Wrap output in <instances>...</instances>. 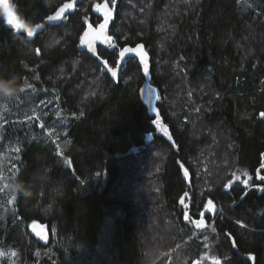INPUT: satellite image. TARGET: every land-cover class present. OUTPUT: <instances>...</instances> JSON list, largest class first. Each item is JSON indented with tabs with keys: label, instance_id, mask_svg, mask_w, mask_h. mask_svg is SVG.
<instances>
[{
	"label": "trees",
	"instance_id": "1",
	"mask_svg": "<svg viewBox=\"0 0 264 264\" xmlns=\"http://www.w3.org/2000/svg\"><path fill=\"white\" fill-rule=\"evenodd\" d=\"M9 1L23 23L45 27L28 37L0 19V77L13 82L10 94H0V152L18 148L14 194L0 206V247L13 248L17 264H147L145 217L161 241L184 242L191 264L207 235L190 239L180 205L187 193L191 212L218 234L219 264H251V255L264 264V181L257 179L258 170L264 175V0H116V47L98 54L115 66L122 46H146L155 109L171 142L141 98L136 59H126L113 82L78 50L85 25L103 20L90 3L105 0H80L64 22L52 23L44 18L70 0ZM38 102L43 125L59 127V144L36 118L25 121L43 110ZM56 109L64 119L52 123ZM161 149L159 164L151 152ZM241 169L249 185L224 188ZM141 195L146 216L135 205ZM33 222L48 225L46 243L30 235Z\"/></svg>",
	"mask_w": 264,
	"mask_h": 264
},
{
	"label": "rangeland",
	"instance_id": "2",
	"mask_svg": "<svg viewBox=\"0 0 264 264\" xmlns=\"http://www.w3.org/2000/svg\"><path fill=\"white\" fill-rule=\"evenodd\" d=\"M104 2H107L109 4V9L111 10L112 17H113V14H115V6H113V2H109L107 0H105L103 2L90 3L91 10L92 9L94 10L96 5H98V4L100 5ZM8 3H9V5L12 8V11L14 13L13 6L9 0H8ZM14 15L16 16L15 13H14ZM0 19L5 24L10 25L7 21V17L5 16V14L3 12L2 0H0ZM65 20L66 19H63L62 22H64ZM157 95H159V94H157ZM43 100H41V101H43ZM38 105H41V108H43V110L42 109H40V110L36 109V107H35L33 109V111L31 112V114H27L24 117L25 121L31 122V120L33 118H36L39 121L38 122L39 127L44 129L46 135L50 136L52 139H56L57 144H59V140H58V133L60 130L59 127L57 128L53 124L51 127H48V125L46 123H45V125H43L42 116L44 114V104H41L38 102ZM48 112H50V109H48ZM57 112L60 113L59 116L56 115ZM53 114H54L53 117L49 120L52 123L54 121H57L59 123V122H61L60 120L64 119L62 117L61 111L59 109L54 110ZM46 116H48V115H46ZM153 125L156 127L157 132L162 134L166 140L171 142V140L168 139V136H165L163 132L159 131V128L156 124H153ZM198 125H199L198 127H197V125H194V130L196 129V127L199 128L200 126H203V124H198ZM159 127H166L167 132L170 135L167 126L164 123H162L161 121H160ZM3 140H4V138H1L0 142ZM150 140H151L150 137H147V142H149ZM164 154H165L164 150H162V149L160 151L155 150V151L151 152V155L153 156V158H159V164L161 162V159L164 157ZM0 157H1V159H0V206H1L2 203L6 201V199H7V201L11 200V198L13 197V194H14V187L12 184V178L14 177V174L16 172L15 170H16L17 161H18V150H15L13 156L8 152H0ZM64 161L65 160L62 158V156L59 155V162L64 163ZM156 170H157V168H156ZM146 177L148 180H149V177L150 178H153V177L156 178L155 174H153V175L151 174V175H148ZM235 177H240V180H235ZM244 180H248V185H249L250 180H249V175L247 174V172L244 171L243 169L235 170L233 172H230V174L227 175L225 181L223 182V185H224V188H226L225 185H228L230 182H232V185L244 186V184L242 183V181H244ZM127 184H128V182H127ZM141 196H142L141 198L140 197L136 198L135 205L140 210V212L142 214H144V216H146V215H149V214H147L149 211V208H148L149 200H147L146 195H141ZM180 205H181L182 212H183V222L185 223L189 233H191L190 239L193 238V236H197V235H198V237L207 235V241L204 238L201 239V241L204 244L202 251L198 252L197 257L190 260L191 264H217V262H220V255H218L216 253V252H218L217 251L218 247L216 248V245L218 243L214 242V239L217 238L216 236H218V234L216 231H214V232L212 231V229L214 228V227H212V222H208L205 218L202 217L203 216L202 214L200 215V213H197L198 215H194L191 212L190 206L192 205V199H190L189 194L186 195V197L183 199V201L180 203ZM204 207H205L206 211L208 212L207 202H205ZM218 211H219V209L217 210V212L214 215L212 214V216H215L218 213ZM185 214L190 216L191 220L186 221L184 219ZM200 219H203L204 225H203V227L198 228L195 225L194 221L200 220ZM147 220L150 221L148 218H147ZM147 220L145 219V217L142 220L140 219V221H141L140 224L142 226H144L141 229V231H144V232L140 235L142 236V238H144L143 242H144L146 259H147L146 263L147 264H164L167 261H169V262H171V261L177 262L178 261L179 264H185V263L190 264V263H188V257L186 255H184V247H185L184 242L177 241V240H175L174 242H171V241H168L167 239H165L164 241H161L162 236L160 234L152 235L151 233H149L150 229L148 227H146L147 222H148ZM166 224H168L167 220H166ZM163 225L165 226L166 229L171 228L170 225L166 226L164 223H163ZM144 228H145V230H144ZM217 240H218V238H217ZM17 256L18 255H15V250L13 248L0 247V264H17ZM161 259H164L165 261H160Z\"/></svg>",
	"mask_w": 264,
	"mask_h": 264
},
{
	"label": "snow or ice",
	"instance_id": "3",
	"mask_svg": "<svg viewBox=\"0 0 264 264\" xmlns=\"http://www.w3.org/2000/svg\"><path fill=\"white\" fill-rule=\"evenodd\" d=\"M3 2V12L5 14V16L7 17V21L10 25H12L17 31H19L20 29H25L27 36L28 37H33L34 34L37 32V30L42 29L43 28V24H36L35 27H28L26 24H24L22 21H20L13 13L12 8L10 7L8 0H2ZM113 2V6H115L116 0H112ZM74 7V3L71 2H67L62 4L53 14L46 16L44 19L47 22H58L62 19H66L65 17V13L68 10L73 9ZM96 11L103 13L104 16V21L103 23L99 24V31L96 32L93 28L92 25L89 24L88 25V30L84 32L83 36L80 38V43L81 45H86L88 47V49L90 50V52L96 56L97 59H101L97 53L96 47H95V42L98 40L100 41L102 44L107 45L109 48H115L116 45L113 41V38L111 36H108L105 34L106 29L108 27V22L109 20L112 18V12L110 9H108V5L107 3H105L104 5H96ZM95 32V35L90 37V33ZM37 52H39V49H37ZM127 56H132L133 58L135 57H139L140 62L144 65V73L145 75L148 74V63H147V53L143 51V45H137L136 47H124L119 51V59L120 60H124ZM103 63L105 65H107V61H103ZM118 67H119V63H118ZM110 73L112 77H116L117 75V70L115 68H108L107 69ZM9 78H11V76H7ZM149 98L151 99V92L148 94ZM155 99L157 101L160 100V97L157 95L155 97ZM151 111H156L157 115H156V119L153 120V124H156L159 128V131L163 132L165 136H168V139L171 140V136L168 134L166 127H159L160 125V117H159V113L158 110H156L155 108L150 109ZM57 116L60 115L59 112L56 113ZM80 115H83V113H80ZM260 115L262 117H264V113H260ZM151 139V137H150ZM18 150V149H17ZM261 169H264V164L261 165ZM185 175H187V173L185 172ZM251 179V177H249V180ZM257 179L260 181H264V175H259V170L257 172ZM235 180H240V177H235ZM242 183L244 184L245 187L248 186V180H244L242 181ZM232 186V182H230L228 185H225L226 188H231ZM187 195V194H185ZM212 201L211 199H209L208 201V206L207 209L210 211ZM184 219L186 221L191 220V217L188 216L187 214H185ZM195 225L199 228V227H203L204 225V221L203 219L200 220H196L194 221ZM212 231H215V228L212 229ZM250 260L254 259V257H249ZM217 264H219V262H217Z\"/></svg>",
	"mask_w": 264,
	"mask_h": 264
},
{
	"label": "water",
	"instance_id": "4",
	"mask_svg": "<svg viewBox=\"0 0 264 264\" xmlns=\"http://www.w3.org/2000/svg\"><path fill=\"white\" fill-rule=\"evenodd\" d=\"M80 0H72L71 2H73L74 3V7H73V9H71V10H68L66 13H65V16L67 15V13H69V12H72L73 10H74V8H75V5L79 2ZM105 3H107V2H104V3H102V4H100V5H104ZM107 5H108V9H109V4L107 3ZM95 13L98 15V16H101L102 18H103V20H101L99 23H97L96 25H93V24H91V23H88V24H86L85 25V27H84V30L82 31V33H81V35H80V38L83 36V34H84V32L85 31H87L88 30V25L89 24H91L92 25V28L96 31V32H98L99 31V24L100 23H103V21H104V16H103V13H100V12H97L96 11V8H95ZM61 21V20H60ZM28 27H31V26H28ZM33 27V26H32ZM35 27V26H34ZM45 27V24H43V28ZM42 28V29H43ZM25 32H26V30L25 29H23ZM41 29H39V30H37V32H39ZM36 32V33H37ZM35 33V34H36ZM105 34L106 35H108V36H111L112 38H113V41H115V38H114V36L111 34V23H110V20H109V22H108V27H107V29H106V32H105ZM95 35V32H93V33H90V37L89 38H91L92 36H94ZM80 38H79V42H78V50L79 51H81V52H86L90 57H92V58H94V59H97L96 58V56H94L91 52H90V50L88 49V47L86 46V45H81V43H80ZM137 45H143V51L144 52H146L147 53V63H148V74L147 75H145V73H144V65L140 62V60H139V57H135L134 59H136L137 60V62H138V64H139V66H140V71H141V74H142V76L144 77V81H143V84H142V87H141V90H140V95H141V98H142V100L144 101V103L149 107V109H153V108H155V103H156V99H155V97L157 96V91H156V89H155V87L151 84V72H150V54H149V52H148V50H147V48H146V46L143 44V43H141V42H139V43H136V44H126V45H124V46H122L119 50H118V52H117V60H116V64H115V66H110V64H108V62H107V65H105L104 63H103V61H106L105 59H103V58H101L100 56V58L101 59H97V61H98V63L99 64H101V66L106 70V72H107V74H108V76L110 77V79L113 81V82H117L118 81V79H119V75H120V71H121V68H122V66H123V63L125 62V60L126 59H128V58H133L132 56H127L126 55V58L124 59V60H120L119 59V51L122 49V48H124V47H136ZM95 47H96V50H97V53H98V48L99 47H101V48H104V49H108L109 47L107 46V45H105V44H102L100 41H96L95 42ZM99 55V54H98ZM118 63H119V67H118ZM108 68H115L116 70H117V75H116V77H112L111 76V73L107 70ZM151 92V99L149 98V93ZM154 113H156L155 111H153ZM134 151V149H131V152H133ZM253 187H249L247 190H246V192L247 191H249L250 189H252ZM245 192V193H246ZM245 193H244V195H245ZM243 195V196H244ZM242 196V197H243ZM186 197V195L184 194L183 196H182V199H181V202L183 201V199ZM241 197V198H242ZM208 201H209V199H208ZM208 201H207V206H208ZM212 201V204H211V206H210V208H211V210L209 211L208 210V213L209 214H215L216 212H217V210H218V207L216 206V204L213 202V200H211ZM180 202V203H181ZM29 233H30V235L36 240V241H39V242H43V243H46L48 240H49V231H48V225L46 224V223H40V222H33V223H31L30 225H29ZM231 243H232V245H233V248L234 249H236L235 248V245H234V241H233V239L231 238ZM251 257H254L253 255H251ZM251 264H254V259H252L251 260Z\"/></svg>",
	"mask_w": 264,
	"mask_h": 264
},
{
	"label": "clouds",
	"instance_id": "5",
	"mask_svg": "<svg viewBox=\"0 0 264 264\" xmlns=\"http://www.w3.org/2000/svg\"><path fill=\"white\" fill-rule=\"evenodd\" d=\"M10 87H13V82L5 79L4 77H0V94H3V95L10 94L7 91ZM20 182L27 184V181H25V180H22Z\"/></svg>",
	"mask_w": 264,
	"mask_h": 264
},
{
	"label": "flooded vegetation",
	"instance_id": "6",
	"mask_svg": "<svg viewBox=\"0 0 264 264\" xmlns=\"http://www.w3.org/2000/svg\"><path fill=\"white\" fill-rule=\"evenodd\" d=\"M69 13H71V12H69ZM69 13H67V14H69ZM52 14H53V13H52ZM66 16H67V15H66ZM18 19H19V18H18ZM19 20H20V19H19ZM62 20H63V19H62ZM62 20H61V21H62ZM20 21H21V20H20ZM61 21H58V22H61ZM50 23H52V22H50ZM24 24H25V23H24ZM26 25H27V24H26ZM27 26H30V25H27ZM34 26H35V25H34ZM34 26H33V27H34ZM11 27H12L15 31H17L12 25H11ZM31 27H32V26H31ZM40 31H41V30H40ZM40 31H39V32H40ZM17 32H23L24 34L27 35V33H26L23 29H20V30L17 31ZM39 32H37V33H39ZM37 33H36V34H37ZM36 34H34V36H35Z\"/></svg>",
	"mask_w": 264,
	"mask_h": 264
},
{
	"label": "bare ground",
	"instance_id": "7",
	"mask_svg": "<svg viewBox=\"0 0 264 264\" xmlns=\"http://www.w3.org/2000/svg\"><path fill=\"white\" fill-rule=\"evenodd\" d=\"M239 4V3H238ZM96 8V7H95ZM200 234V233H199Z\"/></svg>",
	"mask_w": 264,
	"mask_h": 264
}]
</instances>
